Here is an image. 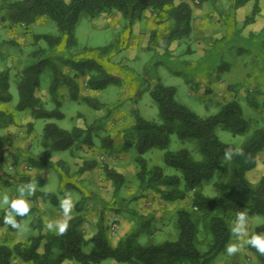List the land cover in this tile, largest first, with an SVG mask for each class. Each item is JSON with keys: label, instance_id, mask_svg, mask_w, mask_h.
I'll use <instances>...</instances> for the list:
<instances>
[{"label": "rangeland", "instance_id": "obj_1", "mask_svg": "<svg viewBox=\"0 0 264 264\" xmlns=\"http://www.w3.org/2000/svg\"><path fill=\"white\" fill-rule=\"evenodd\" d=\"M69 1V0H66ZM191 0L193 10L198 17L210 20L209 33L202 36L191 33L189 37L176 42L172 50L163 46V37L171 28V22H163L158 26L155 37L142 39L138 33L132 32L127 20L114 19L110 13L106 18H91L86 12L80 17L76 28L77 45L65 48L64 44L55 50H48L44 40L36 41V34L59 35L56 24L42 18L28 29L10 20L1 19L0 14V71L10 70L11 92L13 100L9 104L0 105V111L10 113L15 124L0 129L8 145L1 151L0 161V201L7 195L9 200L19 197L18 187L33 184L35 191L25 199L30 205L28 215L21 217L17 223L19 228H12L4 223L8 205L0 204V243L13 245L17 242H28L32 236L46 234L49 230H42L32 226V221L43 219L46 221L63 222L76 215L83 217L82 228L86 237L92 235L100 217L105 211L114 212L109 220L108 235L111 244L120 239V229H130L135 226L134 211L148 218L149 231L142 236V240L149 243H161L178 238L177 209L185 207L194 212L198 225L196 245L205 253L211 243L212 235L209 230L211 213L200 211L193 207L191 192L187 199L177 203H167L154 191H143L137 179L138 165L135 161L136 149L134 133L131 130L138 110L146 119L161 121L159 109L153 101L150 91L157 82L174 86L177 89V100L191 108L201 117H208L217 113L227 99V92L236 95L242 105L245 118L252 120L251 130L246 135H233L221 125L215 128L216 135L226 143L237 148L241 147L248 135L256 128H264V0H258L260 11L251 23L245 22L252 15L255 0L248 1L236 16L233 6L237 0ZM152 21L154 15L147 14ZM123 17V16H122ZM198 22V21H197ZM203 41L200 42V38ZM137 43H149L152 49L138 50ZM112 45L107 51L103 47ZM177 45V46H176ZM148 46V47H149ZM46 49V55L52 57L55 63L61 65L63 71L70 75L79 73L77 65L64 62L93 60L102 65L108 75L114 76L116 81L109 83L104 89L93 90L87 85L88 75L94 70L86 69L88 75L78 74V81L82 95H90L105 104L97 110L84 101H76L68 95L62 86L63 103L62 119H35L30 110L17 111L19 101L17 84L20 72L33 60V55L40 49ZM169 50V52H168ZM166 51V52H163ZM227 69L225 70V66ZM229 65V66H228ZM232 81V91H226L219 80ZM52 71L45 67L41 77V85L36 95L41 97L52 109L55 103L49 94ZM191 88V89H190ZM258 88L263 89L261 94ZM194 90V93H191ZM67 93V94H66ZM68 96V98H66ZM249 97H254L257 106L249 103ZM47 122L56 123L61 128L71 130L74 127L86 129V134L75 144L72 151L49 153L42 140L43 127ZM30 123L33 125L30 127ZM92 127L88 129L90 126ZM111 141V145H108ZM132 142V144H129ZM129 144V145H128ZM187 148L194 159H202L196 140L182 141L177 134L171 136L170 150ZM164 152L154 148L144 156L149 166H163L167 174L177 172L164 163ZM46 160L45 168H31L28 156ZM259 160L263 163L247 172L246 177L254 186L264 175V151ZM93 165L92 168L80 172L82 167ZM108 166L122 173L126 182L119 191L105 174ZM223 168L216 171L212 181L203 185V191L208 196H215L227 182L230 174V160H226ZM46 192L50 196L43 199L38 193ZM55 196V197H54ZM68 199L73 207L68 217L64 216L61 200ZM118 214V215H116ZM17 219L18 215H15ZM104 218V217H103ZM107 219V218H106ZM105 220V218H104ZM231 229L236 227V217L227 218ZM116 222L119 229L115 234L110 231V225ZM264 224V216L255 215L248 218L247 233L243 239H249L250 234L259 225ZM54 232V231H53ZM41 242L40 251H43ZM241 239L233 234L229 244H239ZM228 244V245H229ZM91 246L84 247L89 252ZM58 250L56 249V252ZM68 262V261H66ZM65 262V263H66ZM106 264H126L114 259H108ZM11 264H30L19 257H14ZM74 264H78L74 262ZM209 264H259L257 258L244 245L243 249L229 255L227 249L214 258Z\"/></svg>", "mask_w": 264, "mask_h": 264}, {"label": "trees", "instance_id": "obj_2", "mask_svg": "<svg viewBox=\"0 0 264 264\" xmlns=\"http://www.w3.org/2000/svg\"><path fill=\"white\" fill-rule=\"evenodd\" d=\"M191 0H0L1 19L10 20L28 29L42 18L53 21L59 35L36 34V41L44 40L48 50H55L60 45L69 49L77 45L76 28L80 17L87 13L91 18L103 14L119 12L124 19L132 25L140 20L144 13L151 10L155 14L156 23L171 22V28L163 37V46L168 47L176 40L189 37L193 31V8ZM203 1V0H201ZM200 1V2H201ZM250 0H237L233 6L238 8ZM253 8V13L245 22L255 21L260 11L258 0ZM156 31L151 34L155 37ZM2 44L0 35V45ZM110 46L103 47L102 52ZM46 49H40L33 55V60L20 72L17 84L19 101L17 111L30 110L35 119H62L61 110L63 98L60 89L64 86L69 97L76 101H84L92 108L100 110L105 104L90 95H82L78 81V74L88 73L84 70H94L95 74L88 75L87 85L90 89H104L114 76L108 75L104 67L93 60L64 62L71 63L79 70L78 74L70 75L63 71L61 65L55 63L52 57L46 55ZM45 67L52 71L49 85L51 100L54 108L48 109L41 97L36 95L37 88L41 85V77ZM230 90L232 91V87ZM11 88V75L9 69L0 71V105L9 104L13 100ZM234 88V87H233ZM177 89L174 86L157 82L150 91L156 103L161 121L146 119L138 110L134 111V122L131 130L136 138L135 161L138 165L137 179L143 191H154L167 203H177L188 198L191 192L193 207L200 211L211 213L209 217V230L212 243L203 253L196 245L198 225L194 212L185 207L177 209L178 238L174 241L167 240L161 243L143 241L142 236L149 231L150 226L147 216L135 212L136 224L130 232L121 237L114 246L110 242L107 227L100 217L95 232L86 237L82 228L83 217L73 216L69 219L65 234L57 235L48 231L45 235L32 236L28 242H17L13 245L0 243V264H11L14 257L21 258L30 264H106L108 259H114L126 264H209L219 254L223 253L231 240L232 229L227 220L237 213L244 212L247 219L260 215L264 216V175L257 186H254L246 177L248 171L257 164L258 155L264 151V128L254 129L246 138L240 149L243 155H233L230 159V174L227 182L215 196H208L203 191V185L212 181L216 171L223 168L226 159V150L234 152L237 148L231 143L220 140L215 133V128L221 125L233 135H246L251 130V120L243 115L242 105L237 98L223 104L221 109L208 117H201L188 106L180 103L176 98ZM67 94V93H66ZM237 96V95H235ZM251 104L257 105L254 97L248 98ZM15 124L14 117L0 111V129ZM33 125L30 123V127ZM92 125L88 128L90 129ZM86 134V129L74 127L71 130L61 128L56 123L47 122L42 131V140L49 153L72 151L75 144ZM177 134L180 140H196L202 159L196 160L187 148L170 150L171 136ZM108 141V145H111ZM129 144H132L130 142ZM128 144V145H129ZM7 139L0 134V161L1 151L6 149ZM3 148V149H2ZM158 148L164 152V163L173 168L176 174H167L163 166H149L145 154ZM49 156L35 158L30 154L28 161L31 168L41 169L47 165ZM93 165L82 167L80 172L92 168ZM105 174L111 180L116 191H119L126 182L125 176L117 170L106 166ZM43 199L49 193H38ZM55 197V196H54ZM21 220L17 216L16 221ZM46 222L43 219L32 221L34 228L42 230ZM264 235V224L259 225L250 234ZM43 251H40L41 242ZM91 246L89 252L84 247ZM56 249L58 250L56 252ZM249 251L255 255L259 264H264V255L254 247L248 245ZM68 261V262H66ZM66 262V263H65Z\"/></svg>", "mask_w": 264, "mask_h": 264}, {"label": "clouds", "instance_id": "obj_3", "mask_svg": "<svg viewBox=\"0 0 264 264\" xmlns=\"http://www.w3.org/2000/svg\"><path fill=\"white\" fill-rule=\"evenodd\" d=\"M233 155H243V151L240 148H236L234 152L226 150L225 156L226 159L230 160ZM27 188V196H31L34 194L35 188L33 184L22 185L18 187L17 191L19 192V197L13 200H9L7 195L3 196L0 204L8 205V210L4 217V223L6 225H10L12 228H19L20 225L17 223L15 215L18 216H26L30 212V205L28 201L25 199L24 189ZM61 208L63 210L64 216L68 217L70 215L71 209L73 207L72 203L68 199L61 200ZM247 215L244 212L237 213L236 218V227L232 229L234 235L241 239V243L239 244H229L227 246V252L229 255H233L239 251H241L244 245H251L254 247L261 255H264V235H252L250 239H243L248 235L247 233ZM46 227L50 231L56 232L57 235H63L66 233L68 228L67 220L63 222L58 221H46Z\"/></svg>", "mask_w": 264, "mask_h": 264}, {"label": "crops", "instance_id": "obj_4", "mask_svg": "<svg viewBox=\"0 0 264 264\" xmlns=\"http://www.w3.org/2000/svg\"><path fill=\"white\" fill-rule=\"evenodd\" d=\"M234 4V2L232 3ZM245 6V5H243ZM243 6H240L238 8H236L234 11H233V15L232 16H236L238 13H240V10L243 8ZM152 14L154 15V20H155V14L152 13L151 10H148L144 13V15L142 16V18L140 20H137L135 21L132 25H129V28H131L132 32H135V33H138V37H142V39L146 38H150L151 34L153 33V31H156L158 29V24L154 21H152V19L149 18V16L147 14ZM196 14L197 12L195 10H193V33H198V34H201L202 36H205L207 33H209V27L211 25L210 23V20L207 19V17H198L197 20H195L196 18ZM106 17H109V14H103L99 17H96V18H106ZM112 18L114 19H117V20H120V18H123L122 15L119 13V12H116L114 13V15L111 16ZM94 18V19H96ZM198 21V22H197ZM128 23V21H127ZM212 26V25H211ZM203 41V37L200 38V42ZM179 40H176L172 43V45L169 47L170 50H172L175 46V44H177L176 42H178ZM110 48L112 47V45H109ZM149 46V43L145 44L144 43H137V45L135 46V48H139L138 50H144V49H152V47H148ZM177 46V45H176ZM163 52H166V51H163ZM169 52V50H168ZM229 66V65H228ZM227 69V65L225 66V70ZM217 83L219 84H222L223 88L226 89V91H228V89L230 88V86L232 85V81L228 78V80L224 81V80H219ZM153 88H151L152 90ZM191 89V88H190ZM258 93L261 94V92L263 91V89H260L258 88ZM264 92V91H263ZM191 93L193 94L194 93V90H191ZM69 95V94H68ZM226 99H227V102L234 99V98H237L239 100V98L237 96H235L234 94L232 95V93H229L227 92L226 94L224 93ZM237 95V94H236ZM66 98H68V96H66ZM65 99V98H64ZM240 102V101H239ZM256 103L258 104V102L256 101ZM241 104V103H240ZM251 104V103H249ZM253 105V104H251ZM254 106V105H253ZM257 106V105H255ZM250 120V119H249ZM251 123L252 120H251ZM262 165L263 163L259 160V156H258V159H257V165ZM256 166L254 168H256ZM253 168V169H254ZM252 170V169H251ZM262 178V177H261ZM260 181V180H259ZM258 181V183H259ZM252 183V182H251ZM253 184V183H252ZM254 185V184H253ZM114 212H108V211H105V214H104V218H103V222L105 224V226L107 227V231H108V224H109V220L110 218L112 217V214ZM118 215V214H116ZM119 216V215H118ZM107 218V219H106ZM69 221V220H68ZM134 226H130V229H124V226L123 228L120 229V238L123 237L125 234H127L128 232H130L132 230ZM95 232V231H94ZM91 236V235H90ZM89 236V237H90ZM118 242V241H117ZM117 244V243H116ZM116 244H113L114 246Z\"/></svg>", "mask_w": 264, "mask_h": 264}, {"label": "built area", "instance_id": "obj_5", "mask_svg": "<svg viewBox=\"0 0 264 264\" xmlns=\"http://www.w3.org/2000/svg\"><path fill=\"white\" fill-rule=\"evenodd\" d=\"M118 229H119V227H118V224L116 222H114L110 225V231L112 234H115Z\"/></svg>", "mask_w": 264, "mask_h": 264}]
</instances>
